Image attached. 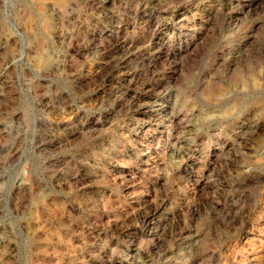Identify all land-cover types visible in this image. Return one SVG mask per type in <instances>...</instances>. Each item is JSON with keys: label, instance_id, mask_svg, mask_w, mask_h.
<instances>
[{"label": "rangeland", "instance_id": "obj_1", "mask_svg": "<svg viewBox=\"0 0 264 264\" xmlns=\"http://www.w3.org/2000/svg\"><path fill=\"white\" fill-rule=\"evenodd\" d=\"M0 264H264V0H0Z\"/></svg>", "mask_w": 264, "mask_h": 264}]
</instances>
